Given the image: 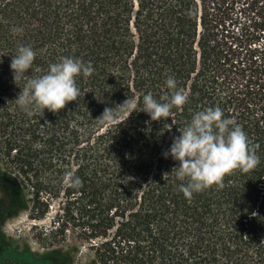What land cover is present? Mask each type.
<instances>
[{
    "label": "trees",
    "instance_id": "16d2710c",
    "mask_svg": "<svg viewBox=\"0 0 264 264\" xmlns=\"http://www.w3.org/2000/svg\"><path fill=\"white\" fill-rule=\"evenodd\" d=\"M21 45L36 57L15 81ZM64 56L94 68L76 78L80 96L28 116L15 99ZM168 76L188 100L152 120L142 96H170ZM128 98L137 110L100 123ZM213 106L259 163L186 198L163 152ZM0 186L4 217L52 214L50 238L69 241L46 255L14 251L9 264H72L83 248L86 264H264V0H0Z\"/></svg>",
    "mask_w": 264,
    "mask_h": 264
},
{
    "label": "clouds",
    "instance_id": "9594fccd",
    "mask_svg": "<svg viewBox=\"0 0 264 264\" xmlns=\"http://www.w3.org/2000/svg\"><path fill=\"white\" fill-rule=\"evenodd\" d=\"M11 31L14 34L22 33L23 28L13 26ZM35 57L36 52L31 46L18 47L10 63L15 81L32 67ZM93 72L90 62L85 63L71 56L60 57L58 61L49 64L44 74L29 79L15 100L28 116L37 112L42 115L45 108L55 112L80 96L81 89L77 86L76 78L89 76ZM165 84L170 96L161 97L160 100L154 98L151 92L142 96V107L139 110L145 111L152 120L171 117L172 108L182 107L188 100V94L177 86L175 77L168 76ZM137 105V100L128 98L120 104L119 112L105 108L98 117L99 121L110 122L124 112H127L128 117L137 110ZM163 155L178 161L171 171L181 181L179 190L186 198H191L193 193L213 184L222 187L225 174L234 169L247 172L259 163V157L246 132L234 119L225 116L219 106L206 107L193 113L190 121L179 129V135L173 137ZM67 176L70 186H80V177L72 172Z\"/></svg>",
    "mask_w": 264,
    "mask_h": 264
},
{
    "label": "rangeland",
    "instance_id": "374dc122",
    "mask_svg": "<svg viewBox=\"0 0 264 264\" xmlns=\"http://www.w3.org/2000/svg\"><path fill=\"white\" fill-rule=\"evenodd\" d=\"M2 194L3 191L0 186V196ZM1 207L2 200L0 197ZM0 221H2L0 229L3 234L0 248H5V252L0 249V264L16 261L15 258H12L14 251L22 252L30 249L37 255H46L53 246L57 245L56 247H58L60 244L65 246L69 242H58L54 238H50V231L53 228L52 214L42 219H36L32 217V213L28 209H22L16 214L0 217ZM87 253V250L83 248V251L79 253L72 264H86ZM57 264H65V262Z\"/></svg>",
    "mask_w": 264,
    "mask_h": 264
},
{
    "label": "flooded vegetation",
    "instance_id": "af4514ba",
    "mask_svg": "<svg viewBox=\"0 0 264 264\" xmlns=\"http://www.w3.org/2000/svg\"><path fill=\"white\" fill-rule=\"evenodd\" d=\"M4 216L3 214L0 213V217ZM6 217V216H5Z\"/></svg>",
    "mask_w": 264,
    "mask_h": 264
}]
</instances>
